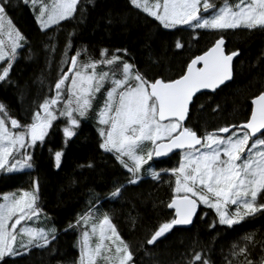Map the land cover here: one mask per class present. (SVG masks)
I'll use <instances>...</instances> for the list:
<instances>
[{
    "label": "snow or ice",
    "instance_id": "obj_1",
    "mask_svg": "<svg viewBox=\"0 0 264 264\" xmlns=\"http://www.w3.org/2000/svg\"><path fill=\"white\" fill-rule=\"evenodd\" d=\"M30 2L33 6L40 5L36 22L41 31L83 11L79 7L81 0ZM24 3L28 4L29 0ZM130 3L159 21L165 29L184 25L194 30H264V0H239L235 6L226 0L219 8L210 0H130ZM11 7L12 0H0V62H3L0 82L8 80L17 50L25 41L8 16ZM73 35L69 34L60 61V75L50 88L54 95L46 96L38 105L30 124L21 125L11 118L6 106L0 103V170L31 168L32 157L26 150L34 148L38 142L42 144L54 121L60 118L65 121L61 131L67 144L77 135L82 119L94 108L100 94L103 102L96 110L99 148L114 153L116 160L132 174L129 184H136L142 178L145 165L152 178L158 179L161 173L149 162L154 157H165L173 150L181 153L178 166L166 170L175 177L173 195L167 204L168 209L174 210V215L159 225L146 241L148 245H153L176 225L192 224L201 205L213 209L218 218L210 228H215L217 222L232 227L246 217L264 214V91L252 98L250 116L240 125L220 127L200 136L184 123L197 93L203 89L214 92L233 79V59L239 52H226L223 36L203 54L193 58L179 78L149 80L134 64L122 60L119 55L108 56L107 49L101 50V59L84 63L78 60L79 49L69 56ZM45 47L52 53L56 51L55 44ZM182 47L178 40L176 48ZM116 51L127 54L126 49ZM148 144L151 147H147ZM14 153H20L22 159L16 160ZM62 154V151L55 152L57 167ZM122 188L123 185L116 187L110 197H119ZM37 201L38 184L35 191L3 196L0 203V261L21 255L17 246L25 250L46 248L56 239L54 227L21 226L18 229L22 222L39 218L42 210ZM81 225L84 230L75 264H99L100 260L107 264H132L133 253L117 234L107 214L96 219L89 210L78 217L76 226ZM251 239L245 237L248 242ZM231 255H244L247 264H254L249 259L248 243L233 245ZM193 261L210 264L200 252L194 254ZM260 264H264V256Z\"/></svg>",
    "mask_w": 264,
    "mask_h": 264
},
{
    "label": "trees",
    "instance_id": "obj_2",
    "mask_svg": "<svg viewBox=\"0 0 264 264\" xmlns=\"http://www.w3.org/2000/svg\"><path fill=\"white\" fill-rule=\"evenodd\" d=\"M15 1L17 7L10 8L8 16L25 41L8 80L0 82V103L21 125L30 124L34 110L46 96L54 94L50 88L60 75V61L70 33L74 35L69 56L79 49V60H96L101 50L107 49L108 56L119 55L149 80L179 78L190 59L223 36L225 51H238L239 55L233 64L231 83L214 94L199 95L190 107L185 125L200 136L244 123L250 116V101L264 91V30H167L133 7L130 0H81L79 7L83 11L74 14V18L41 31L28 6ZM225 1L210 3L218 8ZM178 40L183 45L180 49L176 48ZM53 44L55 53L45 47ZM117 49H126L127 54L117 53ZM239 114L243 115L240 120ZM88 115L89 119L81 121L77 135L67 144L61 131L65 122H54L45 141L31 150V170L0 177V194L35 190L38 184L37 204L57 230L56 239L46 248L33 247L0 264H75L79 257L76 221L96 207L103 208L129 245L132 264H199L193 261L196 252L210 264H247L244 255H231L233 245L245 243L251 251L249 259L260 264L264 256V214L260 213L232 227L217 222L215 228H210L217 221L216 215L211 209L200 207L190 228L172 229L149 246L146 241L154 231L173 217L167 204L173 195L175 177L166 170L177 166L178 157L152 162L153 169L161 173L158 179L146 172L136 184H129L132 174L114 155L99 148L96 116L93 118L90 112ZM56 151L63 153L59 167ZM121 185V195L110 200V193ZM245 237L252 239L248 242Z\"/></svg>",
    "mask_w": 264,
    "mask_h": 264
},
{
    "label": "rangeland",
    "instance_id": "obj_3",
    "mask_svg": "<svg viewBox=\"0 0 264 264\" xmlns=\"http://www.w3.org/2000/svg\"><path fill=\"white\" fill-rule=\"evenodd\" d=\"M22 3H23V5H26V6H28V8L30 9V11L32 12V14H33V16H34V19H35V22H36V14H38V11H39V3H37L35 6H33L32 4H31V2H30V0H29V3L28 4H25L24 3V0H20ZM44 2L45 3H50L51 2V0H44ZM150 2H151V0H150ZM226 2V1H225ZM225 2H223L219 7H221V6H223L224 4H225ZM239 2V0H230V1H227V3L229 4V5H231V6H235L237 3ZM17 7V3H16V1L15 0H12V7H11V9H14V8H16ZM218 7V8H219ZM139 10V9H138ZM141 11V10H140ZM144 13V12H143ZM146 14V13H145ZM208 14H210V12L208 13ZM207 15V14H206ZM151 18H153V17H151ZM154 19V18H153ZM66 21V20H65ZM62 22H64V21H61V23ZM158 23H159V21H158ZM36 24H37V22H36ZM37 26H38V28H39V25L37 24ZM54 26H57V25H53L52 27H54ZM162 26V25H161ZM51 27V28H52ZM163 27V26H162ZM16 28V27H15ZM177 28H183V29H187V30H191V31H197V30H204V31H223V30H211V29H191V28H189L188 26H184V25H181V26H177ZM17 29V28H16ZM40 29V28H39ZM50 29V28H49ZM165 29V28H164ZM176 29V28H175ZM48 30V29H47ZM167 30H172V29H167ZM230 30V29H229ZM237 30H239V29H237ZM46 31V30H45ZM231 31H235V30H231ZM24 42V41H23ZM22 42V43H23ZM21 49V48H20ZM20 49H18L17 50V53H18V51L20 50ZM99 59H101V57H99L98 59H96V60H99ZM79 60V59H78ZM90 60V59H89ZM89 60H79L81 63H84V62H88ZM3 66V62H0V67H2ZM67 67H68V65L66 64V65H64V70L66 71L67 70ZM119 67V65H117V68ZM61 68V67H60ZM100 70V68H98V71ZM104 70H107L106 68L104 69ZM71 75V74H70ZM107 86V85H106ZM105 86V87H106ZM54 93V92H53ZM54 95V94H53ZM102 102H103V97H102V95H100V94H98V98H97V100L95 101V103H94V108L92 109V110H90V114H94V115H92L93 116V118L96 116V110L98 109V107H99V105L100 104H102ZM42 103V102H41ZM36 110H34V112H35ZM33 115V114H32ZM89 116L90 115H88L86 118H84V119H82V121H84V120H87V119H89ZM243 115L242 114H239L238 116H237V118L239 119V118H241ZM235 117V116H234ZM92 118V119H93ZM243 118V117H242ZM61 120H63L64 121V119L63 118H60ZM59 120V119H58ZM226 120H229V119H227L226 118ZM240 120V119H239ZM243 120V119H242ZM95 121H96V123H97V120H96V117H95ZM32 122V117H31V121H30V123ZM54 122H56V121H54ZM65 122V121H64ZM97 127H98V125H96ZM9 127H11L10 126V122H9ZM13 131H18V129H13ZM250 144H251V141H250ZM147 147H151V145L150 144H148L147 145ZM31 150H32V148H28L26 151L31 155ZM106 153H109V152H106ZM110 154H112V155H114L115 156V154L114 153H110ZM14 156H15V159L16 160H21L22 159V156L20 155V153H14ZM180 158H181V153L179 154V157H178V163H179V161H180ZM126 159V158H125ZM12 162H15V161H12ZM178 163H177V166H178ZM149 164L150 165H152V161H150L149 162ZM152 167H153V165H152ZM6 168H7V166H6ZM32 168V167H31ZM31 168H20V167H18L16 170H13V171H7L6 169H4V170H0V177L1 176H5V175H14V174H19V173H25V172H27V171H30L31 170ZM148 169V165H145L144 166V169L142 170V174L143 173H148L149 171L147 170ZM152 176V175H151ZM6 177V176H5ZM32 191H35V190H29V192H32ZM22 192L23 191H13V192H6V193H3V194H0V203H2L3 202V196L5 195V194H8V193H15V194H17V196H19L20 194H22ZM110 200H114L115 198H109ZM201 206H203V205H201ZM203 207H205V206H203ZM207 208V207H206ZM209 209V208H208ZM213 212H214V214L216 215V213H215V211L213 210V209H211ZM91 212H92V215H93V217H95L96 219H101L102 217H103V215L104 214H106V212L103 210V208H101V207H96V208H93L92 210H91ZM216 218H217V216H216ZM15 219V218H14ZM217 221H218V218H217ZM11 223V222H10ZM21 226H24V227H43V228H45V229H48V228H53L54 227V225L52 224V222H51V219H50V217L48 216V215H46L43 211H41L40 212V214H39V218L37 219L36 217H33V219L31 220V221H28V222H22V224L21 225H18L17 227H18V229L21 227ZM224 226H226V225H224ZM234 226V225H233ZM90 227V226H89ZM55 228V227H54ZM116 229V228H115ZM75 230H76V233H77V248H78V251H79V254H80V245H79V242H80V239H81V233H82V231L84 230V226L83 225H81V226H76L75 225ZM116 232H117V230H116ZM117 234L119 235V233L117 232ZM120 236V235H119ZM121 237V236H120ZM20 239V237L18 236V240ZM25 240L27 239L26 237L24 238ZM93 241L95 242V237L93 238ZM106 244H110V242H108V241H106L105 242ZM31 248H33V247H31ZM30 248V249H31ZM17 250L20 252V253H22V254H24V253H26L28 250H25L24 248H19L18 246H17ZM113 250H114V247H113ZM21 254V255H22ZM17 256H20V255H17ZM17 256H15V257H17ZM5 258H7V257H5ZM8 258H14V257H8ZM99 264H107V262L106 261H103V260H100L99 261Z\"/></svg>",
    "mask_w": 264,
    "mask_h": 264
},
{
    "label": "water",
    "instance_id": "obj_4",
    "mask_svg": "<svg viewBox=\"0 0 264 264\" xmlns=\"http://www.w3.org/2000/svg\"><path fill=\"white\" fill-rule=\"evenodd\" d=\"M227 1H230V0H227ZM210 12H211V10H210ZM224 45H225V44H224ZM212 46H213V45H212ZM212 46H211V47H212ZM223 47H224V46H223ZM224 49H225V48H224ZM237 57H238V56H237ZM237 57H234L233 62H234V60H235ZM189 63H190V62H189ZM186 69H187V67H186ZM185 72H186V70H185ZM185 72H184V73H185ZM230 81H231V80H230ZM230 81H227L224 85L228 84ZM224 85H222V86H224ZM222 86H221V87H222ZM221 87H220V88H221ZM220 88L216 89L215 91L219 90ZM215 91H214V92H215ZM214 92L211 91V90H208V89H203V90H201V92L197 93V94L193 97V99H194L196 96L200 95V94H203V93L213 94ZM192 102H193V101H192ZM191 104H192V103H191ZM191 104H190V106H191ZM190 106H189V111H190ZM250 106L252 107V105H251V101H250ZM250 113H251V112H250ZM188 115H189V114H188ZM187 118H188V117H187ZM187 118H186V120H185L184 123H186ZM239 125H240V124H239ZM221 135H227V134H221ZM179 153H180V150H173V152L169 153V154H168L167 156H165V157H160V158H155V157H154L153 162H159V161L166 160V159L172 157L173 155H175V154H179ZM167 209H168V207H167ZM168 211H171V212L174 213V210H170V209H168ZM195 217H196V216H195ZM195 217L193 218V221H194ZM191 225H192V224H190V225H176V226H174L172 229H188V228L191 227ZM166 234H167V233H166ZM166 234H165V235H166ZM165 235H164V236H165ZM164 236L158 238L157 241L163 239ZM157 241H156V242H157ZM156 242H155V243H156ZM149 246H151V245H149Z\"/></svg>",
    "mask_w": 264,
    "mask_h": 264
},
{
    "label": "flooded vegetation",
    "instance_id": "obj_5",
    "mask_svg": "<svg viewBox=\"0 0 264 264\" xmlns=\"http://www.w3.org/2000/svg\"><path fill=\"white\" fill-rule=\"evenodd\" d=\"M224 40H225V39H224ZM225 44H226V41H225ZM209 48H210V47H209ZM224 48H225V45H224ZM203 53H204V52H202V53H200V54H198V55H201V54H203ZM198 55H196V56H198ZM196 56H194L193 58H195ZM193 58H192V59H193ZM192 59H190V61H191ZM235 60H236V59H235ZM235 60H234V61H235ZM190 61H189V62H190ZM189 62L186 64V67H187V65L189 64ZM233 64H234V62H233ZM186 67H185L183 73L185 72ZM231 81H232V80H231ZM231 81H230L229 83H231ZM229 83H228V84H229ZM228 84H226V85H228ZM226 85H224V86H226ZM224 86H222V87H224ZM222 87H221V88H222ZM217 91H218V90H217ZM215 92H216V91H215ZM215 92H214V93H215ZM214 93H213V94H214ZM203 94H208V93H203ZM200 95H202V94H200ZM198 96H199V95H198ZM198 96H196V97H198ZM196 97H195V98H196ZM195 98H194V99H195ZM194 99H193V101H194ZM192 103H193V102H192ZM191 105H192V104H191ZM190 107H191V106H190ZM250 112H251V109H250ZM186 122H187V121H186ZM185 124H186V123H185ZM237 125H239V124H237ZM179 154H180V153H179ZM179 154H175V155H173L172 157H170V158H168V159H166V160H163V161H167V160H169V159H171V158H174V157H179ZM152 162H153V161H152ZM159 162H162V161H159ZM153 163H155V162H153ZM200 207H203V206H200ZM198 210H199V209H198ZM170 212H171V211H170ZM172 214L174 215L173 212H172ZM171 230H172V229H171ZM171 230H170V231H171ZM170 231H169V232H170ZM169 232H168V233H169Z\"/></svg>",
    "mask_w": 264,
    "mask_h": 264
}]
</instances>
